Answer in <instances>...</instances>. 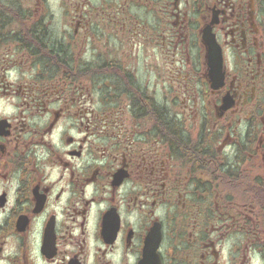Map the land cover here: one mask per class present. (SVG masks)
Instances as JSON below:
<instances>
[{"label": "flooded vegetation", "instance_id": "obj_1", "mask_svg": "<svg viewBox=\"0 0 264 264\" xmlns=\"http://www.w3.org/2000/svg\"><path fill=\"white\" fill-rule=\"evenodd\" d=\"M67 1L0 0V264H264V0Z\"/></svg>", "mask_w": 264, "mask_h": 264}, {"label": "rangeland", "instance_id": "obj_2", "mask_svg": "<svg viewBox=\"0 0 264 264\" xmlns=\"http://www.w3.org/2000/svg\"><path fill=\"white\" fill-rule=\"evenodd\" d=\"M48 1H49L50 4H52V8L51 7H47L46 10H45V12L50 14V21L51 22H54V25L51 28H49V30L55 32L54 30L56 28H57V30L59 28L64 29L65 26H66V24L61 21V16L64 14L65 11H64V9L60 8L59 5H58L59 4L58 2H61V0H48ZM75 1H77V0H74L73 3ZM64 2H68V1L67 0H64ZM79 2H81V4H80V9L77 12L80 13V14L81 13H85V11L88 8V7H85V5L88 2V0H83V1H80L79 0ZM61 3L63 4V0H62ZM81 5H83L84 8L81 7ZM89 8H91L92 11L95 12V9L96 8H99V7L89 6ZM77 12H75V13H77ZM124 17L127 18L128 16L125 15ZM62 18H64V17H62ZM57 20H58V23L56 25L55 21H57ZM132 22H134V20ZM85 31H86V29H85ZM87 33L88 32H85L84 34H87ZM91 40H92V43L91 44H93V45L95 44L99 48H102L103 47V46H101V42H99V40H96L94 38H91ZM48 44L51 46L52 43H48ZM125 47H126V44L124 45V50H126ZM46 49L48 50L47 43H46ZM79 49H80V47L78 48V50ZM121 50H122V48H121ZM136 56H138V55H136ZM141 57H143V58H141V67L143 69H145L146 66H150L151 65V62H153L155 64V62H154V56L151 55V52L150 51H141Z\"/></svg>", "mask_w": 264, "mask_h": 264}, {"label": "water", "instance_id": "obj_3", "mask_svg": "<svg viewBox=\"0 0 264 264\" xmlns=\"http://www.w3.org/2000/svg\"><path fill=\"white\" fill-rule=\"evenodd\" d=\"M204 37H205L206 43L209 46V54H210V57L212 59H214L215 62L216 61L219 62V55H218V51L216 50L214 41H212V38L210 36H208L206 33H205Z\"/></svg>", "mask_w": 264, "mask_h": 264}]
</instances>
